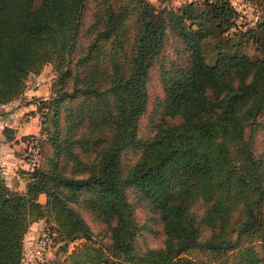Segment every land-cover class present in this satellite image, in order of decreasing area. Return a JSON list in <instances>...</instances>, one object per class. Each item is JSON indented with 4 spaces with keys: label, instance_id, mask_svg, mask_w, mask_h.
Segmentation results:
<instances>
[{
    "label": "trees",
    "instance_id": "1",
    "mask_svg": "<svg viewBox=\"0 0 264 264\" xmlns=\"http://www.w3.org/2000/svg\"><path fill=\"white\" fill-rule=\"evenodd\" d=\"M87 2L0 0V105L44 65L55 74V96L39 108L41 141L51 153L21 170L22 190L9 187L0 170V264H20L25 233L43 216L65 249L85 239L72 253L95 264H264V153L255 155L252 137L244 138L264 110V21L262 37L252 34L257 53L249 55L227 33L238 14L229 0L178 8L95 0L85 26ZM168 47L177 55L160 65L161 113L180 121L162 120L141 138L149 70ZM125 150L138 155L125 162ZM128 189L158 213L161 247L135 246L140 226ZM80 198L106 224L108 249L92 240L75 206ZM196 202L204 204L197 218L189 211ZM201 225L209 228L203 238ZM194 248L206 258L186 254Z\"/></svg>",
    "mask_w": 264,
    "mask_h": 264
},
{
    "label": "rangeland",
    "instance_id": "2",
    "mask_svg": "<svg viewBox=\"0 0 264 264\" xmlns=\"http://www.w3.org/2000/svg\"><path fill=\"white\" fill-rule=\"evenodd\" d=\"M189 0H155L157 7L168 5L170 7L178 8ZM234 6L238 14L234 15L236 25L231 26L227 33L231 35L234 41H240L239 48L254 55L257 53L256 44L252 34L262 37L261 22L264 21V3L259 4L254 1L247 0H229ZM95 5V0H88L84 9V23L85 26L89 23L91 12ZM252 31V32H251ZM210 43L207 44L206 52L209 62L214 59V52L210 50ZM177 53L168 47L164 52L162 58L155 60L149 70V77L147 80L148 103L146 110L140 115L138 119V137H147L152 134L156 126L163 120L166 124L176 123L180 121V115H162L160 99L163 97V88L160 80V65L162 60H168L170 57H176ZM55 74L51 65L46 64L38 73H30L26 79L24 90L13 100L0 105V170L4 180L13 189L22 190L25 185V178L22 175V169H31L34 167L26 157L27 149L25 141L29 137L26 135L35 134L43 119L42 112L39 110L42 106L43 100L52 99L55 93L52 89V81ZM47 109L45 108V111ZM253 124L248 125L244 131V138L252 137V152L255 155L264 153V110L252 120ZM25 125L28 134L17 136L16 129L9 126L10 124ZM31 131V132H30ZM39 132V131H38ZM37 133V132H36ZM17 137V138H15ZM28 137V138H27ZM26 138V139H25ZM13 141L14 143L20 139L22 142L18 145L3 146L1 142ZM25 139V140H24ZM41 151V152H40ZM52 146L46 139L39 142V163L45 161L46 156L51 153ZM16 154L17 161L12 162L11 157ZM125 162L137 157L138 153L125 150L123 153ZM36 166V165H35ZM128 198L132 203L133 217L136 223L140 226L135 234V246L139 250H144L148 247H161L164 244V232L162 222L157 212L152 211L147 204L140 199L133 190H127ZM39 200L44 201L45 195L40 194ZM86 222L92 230V240L95 245H100L103 249H108L110 243V234L104 222L96 219L88 208L85 207L82 198L75 204ZM204 210L202 202H196L189 207V211L196 218L199 217ZM209 233V228L205 225L199 227V237L203 238ZM30 239V248L27 253L23 246V257L20 264H42L40 260L33 255L34 248L38 240L45 235H50L51 242L45 251V261L52 264H95V259L89 257L85 253H72L78 251L85 239L80 238L70 241L64 248V241L58 238L55 224L48 217H40L32 222L25 233ZM25 237V236H24ZM25 245V242H24ZM257 250L261 252V243H256ZM200 261L206 258V253L200 248H194L186 252ZM43 262V263H44Z\"/></svg>",
    "mask_w": 264,
    "mask_h": 264
},
{
    "label": "built area",
    "instance_id": "3",
    "mask_svg": "<svg viewBox=\"0 0 264 264\" xmlns=\"http://www.w3.org/2000/svg\"><path fill=\"white\" fill-rule=\"evenodd\" d=\"M44 134L39 130V132L32 134L28 139L25 141V147L27 152L25 153L26 157H28V161L33 165L39 164V142L42 139ZM51 242L50 235H45L43 238L38 240L36 244L33 255L36 256L41 263H43L45 259V251L49 247Z\"/></svg>",
    "mask_w": 264,
    "mask_h": 264
},
{
    "label": "crops",
    "instance_id": "4",
    "mask_svg": "<svg viewBox=\"0 0 264 264\" xmlns=\"http://www.w3.org/2000/svg\"><path fill=\"white\" fill-rule=\"evenodd\" d=\"M152 2H154L155 0H151ZM9 126H11V127H13L14 129H16V133H17V136H19V135H25V134H28V131L25 129V125H23L22 123H18V124H10ZM39 131V127H38V129L36 130V131H33L34 133H36V132H38ZM31 132V131H30ZM33 134V133H32ZM15 138H17V137H15ZM4 140H6V143H4V142H1L2 143V145L3 146H6L7 144H8V142H9V146L12 144L13 146H15V145H18V144H20L22 141L20 140V139H18V141L17 142H13L12 140L11 141H7V139H4ZM8 146V145H7ZM11 148H12V146H10ZM16 154L14 153L12 156L13 157H11V161L12 162H14V161H17V157L15 156ZM29 238V236H28V234L27 235H25V237H24V242H25V245H24V247L26 248V251H27V253L29 252V248H30V239H28Z\"/></svg>",
    "mask_w": 264,
    "mask_h": 264
}]
</instances>
